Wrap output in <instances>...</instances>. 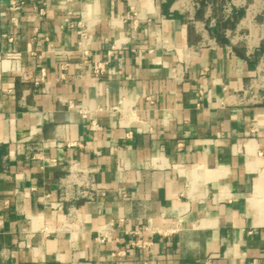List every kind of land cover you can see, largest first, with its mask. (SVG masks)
I'll return each mask as SVG.
<instances>
[{
	"label": "crops",
	"instance_id": "1",
	"mask_svg": "<svg viewBox=\"0 0 264 264\" xmlns=\"http://www.w3.org/2000/svg\"><path fill=\"white\" fill-rule=\"evenodd\" d=\"M0 264H264V0H0Z\"/></svg>",
	"mask_w": 264,
	"mask_h": 264
},
{
	"label": "built area",
	"instance_id": "2",
	"mask_svg": "<svg viewBox=\"0 0 264 264\" xmlns=\"http://www.w3.org/2000/svg\"><path fill=\"white\" fill-rule=\"evenodd\" d=\"M23 3H24L23 1H19V2L18 1H12L11 4H10V10H12V11L18 10L19 6L23 5ZM79 34H80V37L83 36L82 31H80ZM87 58H88V53L87 52H83V60L86 61ZM104 66L105 65L103 63H96L94 65V73L95 74L103 73L104 72ZM51 164L55 165L56 163H55V161L52 160ZM81 194H82L83 197H88V195L85 192H83ZM136 234H137V232H136ZM131 245H132V247L145 249V248L149 247L151 245V243L149 241H140V240H138V241H135L134 243H132ZM118 255H119V253H118Z\"/></svg>",
	"mask_w": 264,
	"mask_h": 264
}]
</instances>
